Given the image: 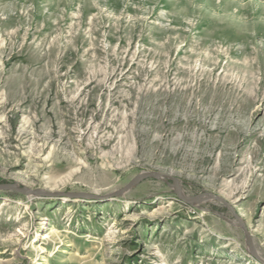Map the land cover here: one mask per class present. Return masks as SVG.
Listing matches in <instances>:
<instances>
[{
	"label": "rangeland",
	"instance_id": "obj_1",
	"mask_svg": "<svg viewBox=\"0 0 264 264\" xmlns=\"http://www.w3.org/2000/svg\"><path fill=\"white\" fill-rule=\"evenodd\" d=\"M0 185V264H264V0H0Z\"/></svg>",
	"mask_w": 264,
	"mask_h": 264
},
{
	"label": "water",
	"instance_id": "obj_2",
	"mask_svg": "<svg viewBox=\"0 0 264 264\" xmlns=\"http://www.w3.org/2000/svg\"><path fill=\"white\" fill-rule=\"evenodd\" d=\"M160 177H166L167 179H169L173 183L175 194L180 199H182L185 203L195 204L198 201V199L200 197H203V196H207V197L213 198L214 200L221 201L218 197L212 196L211 194H204L202 196L200 195V196L195 197V198L186 199V198H184L183 196H181L177 192V190H176V183L177 182H176V180L174 178L169 177V176H163V175H160V174L154 173V172L144 173V174L136 176L126 186V189H129L130 187L134 186L135 184H137L139 181H141L143 179H146V178H160ZM0 191H15V192L21 193L23 195H38V194H40L38 191H32V190H29L27 188H17L15 185H0ZM69 197L75 198V197H85V196L83 194L82 195L81 194H70ZM235 219L238 222V224L242 227V229L244 230V233H245V236H246V240H247V243H248V246H249V249H250V254L253 257H255L257 260H259L260 262L264 263L263 261L258 259V256H257V254H256V252H255V250H254V248L252 246V242L250 240V237L247 234V232L245 231L244 226L242 225V223L239 221V219L236 216H235Z\"/></svg>",
	"mask_w": 264,
	"mask_h": 264
},
{
	"label": "bare ground",
	"instance_id": "obj_3",
	"mask_svg": "<svg viewBox=\"0 0 264 264\" xmlns=\"http://www.w3.org/2000/svg\"><path fill=\"white\" fill-rule=\"evenodd\" d=\"M8 46V45H7ZM165 119V118H164ZM238 127V126H237ZM246 127V126H245ZM241 128V127H240ZM239 128V130H242V129H240ZM251 129V128H250ZM237 130H238V128H237ZM236 130V131H237ZM244 130V129H243ZM246 130H248V129H246ZM244 132V131H243ZM255 133V132H254ZM238 134V133H237ZM165 135V134H164ZM244 135V134H243ZM253 136V135H252ZM242 137V136H241ZM172 146H173V144H172ZM188 149V148H187ZM195 150V149H194ZM190 153H191V151H190ZM200 153V152H199ZM196 154V153H195ZM200 155V154H199ZM198 155V156H199ZM203 155V154H202ZM208 159V158H207ZM199 163V162H198ZM204 163V162H203ZM206 164V163H205ZM196 166H197V164H196ZM203 166H205V165H203ZM201 167V166H200ZM230 167H232V166H230ZM228 170L230 169V168H227ZM227 169L225 170V171H227ZM187 171H189V170H187ZM191 172V171H190ZM218 173V172H217ZM216 173V175L214 176V180H212L211 181V183L212 184H214L215 185V183H217V181H218V178H219V175ZM207 174H209L208 172H207V169H205V168H194L193 170H192V173H191V175L193 176V180L195 181V182H197V183H204L205 182V180H206V178L207 177H205ZM210 180V179H209ZM213 185V186H214ZM169 188H170V190H172V189H174V186L171 184V183H169ZM176 190H177V192L181 195V196H186L185 194V191H184V189H183V187H182V185L179 183V182H177L176 183ZM206 197V196H205ZM205 197H202L198 202H196L195 204H197V203H203V202H206V201H208V199L207 198H205ZM194 205V204H193Z\"/></svg>",
	"mask_w": 264,
	"mask_h": 264
}]
</instances>
